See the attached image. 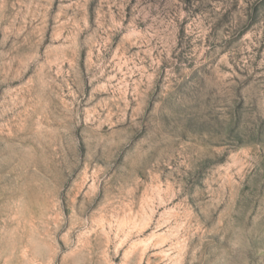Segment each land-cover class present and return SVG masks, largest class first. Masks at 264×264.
I'll return each instance as SVG.
<instances>
[{"label": "rangeland", "instance_id": "rangeland-1", "mask_svg": "<svg viewBox=\"0 0 264 264\" xmlns=\"http://www.w3.org/2000/svg\"><path fill=\"white\" fill-rule=\"evenodd\" d=\"M0 264H264V0H0Z\"/></svg>", "mask_w": 264, "mask_h": 264}]
</instances>
